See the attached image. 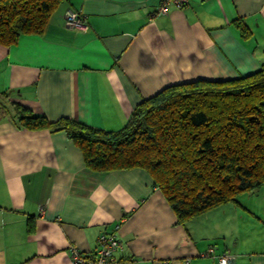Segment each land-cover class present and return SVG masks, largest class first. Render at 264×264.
Masks as SVG:
<instances>
[{
    "label": "crops",
    "instance_id": "0c3cea01",
    "mask_svg": "<svg viewBox=\"0 0 264 264\" xmlns=\"http://www.w3.org/2000/svg\"><path fill=\"white\" fill-rule=\"evenodd\" d=\"M160 1L62 0L39 35L0 45V264H73L69 248L94 253L116 223L121 248L107 264H217L201 256L208 248L264 264V186L182 226L145 170H91L65 132L17 123L15 106L117 130L168 85L259 68L264 0H189L158 14ZM67 10L86 29L65 27Z\"/></svg>",
    "mask_w": 264,
    "mask_h": 264
},
{
    "label": "trees",
    "instance_id": "16d2710c",
    "mask_svg": "<svg viewBox=\"0 0 264 264\" xmlns=\"http://www.w3.org/2000/svg\"><path fill=\"white\" fill-rule=\"evenodd\" d=\"M61 2L0 0V45L39 35ZM234 26L249 36L242 20ZM14 108L27 130L65 132L91 170H145L182 226L264 186V59L246 75L168 85L140 101L117 130Z\"/></svg>",
    "mask_w": 264,
    "mask_h": 264
},
{
    "label": "built area",
    "instance_id": "2783aa9c",
    "mask_svg": "<svg viewBox=\"0 0 264 264\" xmlns=\"http://www.w3.org/2000/svg\"><path fill=\"white\" fill-rule=\"evenodd\" d=\"M189 0H161L157 9L158 14H166L167 7L170 5L175 8H181ZM64 26L71 29H86L84 17L75 11L67 10L64 14ZM120 224L116 223L109 232H102L98 235L96 241V250L94 253L83 254L76 247L68 250L73 264H107L113 260L114 253L121 248V243L116 234ZM203 257L214 258L217 264H233L236 256L230 252L214 254L213 248H208L201 254ZM164 264H168L165 262Z\"/></svg>",
    "mask_w": 264,
    "mask_h": 264
}]
</instances>
